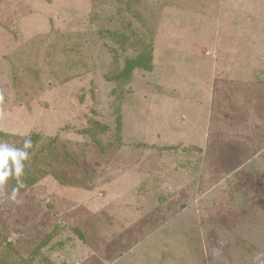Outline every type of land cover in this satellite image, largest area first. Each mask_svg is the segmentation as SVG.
I'll list each match as a JSON object with an SVG mask.
<instances>
[{"label":"rangeland","instance_id":"1","mask_svg":"<svg viewBox=\"0 0 264 264\" xmlns=\"http://www.w3.org/2000/svg\"><path fill=\"white\" fill-rule=\"evenodd\" d=\"M0 94L69 154L0 169L1 264H264V0H0Z\"/></svg>","mask_w":264,"mask_h":264},{"label":"trees","instance_id":"2","mask_svg":"<svg viewBox=\"0 0 264 264\" xmlns=\"http://www.w3.org/2000/svg\"><path fill=\"white\" fill-rule=\"evenodd\" d=\"M152 52L151 44L145 43L137 55L125 59V65L116 75V79L119 82L122 81V83L127 81L134 68H142L146 71H151L153 69ZM117 122L118 125L116 131L117 135L120 136V115L117 117ZM41 137L42 136L39 133L34 132L31 136H23L20 138V136L17 137L10 135L0 129V144L7 143L13 138L14 140L12 139L13 143L10 152L18 154L16 160L9 157L6 166V170L10 174L11 183L14 188L24 191L33 186L39 179L48 174V166H51L54 161L52 158L59 160L61 153H66L65 150H62L63 148H58V144H56L58 140L57 136L49 139V142L47 143H42L43 141ZM25 142H29L27 147L25 146ZM51 143H54L56 146L53 148ZM25 152L27 153L26 159L22 155H19V153ZM66 156H69V154L66 153ZM17 167L22 170V174L19 176H17Z\"/></svg>","mask_w":264,"mask_h":264},{"label":"clouds","instance_id":"3","mask_svg":"<svg viewBox=\"0 0 264 264\" xmlns=\"http://www.w3.org/2000/svg\"><path fill=\"white\" fill-rule=\"evenodd\" d=\"M3 101V95L0 94V102ZM28 143L29 142H25V146L27 147L28 146ZM17 153L15 152H4L2 154H0V169H3L6 165H7V162H8V158L11 157L13 160H16V157H17ZM19 155H22L25 159L27 158V153H19ZM22 174V170L17 167V176L21 175ZM9 174L8 173H5L3 171H0V186L4 185V183L6 182L7 178H8ZM17 190L14 189L13 190V193L15 194ZM14 198V196H13Z\"/></svg>","mask_w":264,"mask_h":264}]
</instances>
